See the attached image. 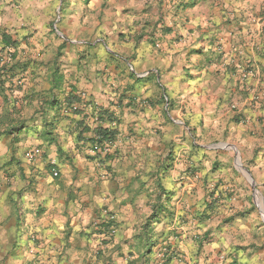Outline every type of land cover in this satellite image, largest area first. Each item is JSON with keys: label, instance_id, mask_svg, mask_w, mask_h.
<instances>
[{"label": "crops", "instance_id": "obj_1", "mask_svg": "<svg viewBox=\"0 0 264 264\" xmlns=\"http://www.w3.org/2000/svg\"><path fill=\"white\" fill-rule=\"evenodd\" d=\"M4 45L0 264H264V0H0Z\"/></svg>", "mask_w": 264, "mask_h": 264}, {"label": "trees", "instance_id": "obj_2", "mask_svg": "<svg viewBox=\"0 0 264 264\" xmlns=\"http://www.w3.org/2000/svg\"><path fill=\"white\" fill-rule=\"evenodd\" d=\"M6 37L7 34L6 33H2V41H6ZM7 50H10L11 54H12V59L9 62H2V56L4 54H6ZM13 60H14V55L13 52L11 51V48L7 47L6 45H4L2 48H0V91H2L4 89V85H5V81L8 80L10 77H12V70H13ZM11 79V78H10ZM13 88V85L11 84V86ZM78 97L77 96H72L67 98V103H68V107H71L70 105L73 103V101L77 100ZM67 109V108H66ZM108 116H110L108 114ZM101 119V117L99 118ZM95 136L94 138H92L93 141V145L95 144V146L97 147H101L103 146L105 143L108 142H114L116 139V133H117V129L115 128H111V127H104L102 125H98L95 129ZM110 152L105 154V157H109ZM212 205V204H210ZM209 205V206H210ZM174 256V254H167L166 259L164 264H166V262L171 259Z\"/></svg>", "mask_w": 264, "mask_h": 264}, {"label": "built area", "instance_id": "obj_3", "mask_svg": "<svg viewBox=\"0 0 264 264\" xmlns=\"http://www.w3.org/2000/svg\"><path fill=\"white\" fill-rule=\"evenodd\" d=\"M1 59H2V62H9L12 59V54H11L10 50H7L6 54H4ZM248 72H246V74ZM113 143L114 142L105 143L103 146L100 147V152L104 153V154L109 153L111 151V147H112ZM39 152H40V149L39 148H35V149H33V151H31L29 153V157L32 158V157H34L35 154H37ZM54 175H57V172H54ZM109 221L112 223V226L109 229V234L110 235H115V233L117 231L116 216L115 215L110 216ZM170 253L171 252L168 250L167 247H164L162 249V251L160 253V255H161V264H164L167 254H170Z\"/></svg>", "mask_w": 264, "mask_h": 264}, {"label": "water", "instance_id": "obj_4", "mask_svg": "<svg viewBox=\"0 0 264 264\" xmlns=\"http://www.w3.org/2000/svg\"><path fill=\"white\" fill-rule=\"evenodd\" d=\"M233 148H235V147L233 146ZM237 163H238V165H239L243 170H245V171L247 172V174H248V176H249V178H250V180H251V182H252L254 188L257 190V188L255 187V183H254V181H253V178H252L251 174L249 173V171H248L247 169H245V167L243 166V164H242L241 159H240L239 156L237 157ZM263 213H264V209H263Z\"/></svg>", "mask_w": 264, "mask_h": 264}, {"label": "rangeland", "instance_id": "obj_5", "mask_svg": "<svg viewBox=\"0 0 264 264\" xmlns=\"http://www.w3.org/2000/svg\"><path fill=\"white\" fill-rule=\"evenodd\" d=\"M260 196L262 197V195L260 194ZM262 207H263V209H264V203H262Z\"/></svg>", "mask_w": 264, "mask_h": 264}]
</instances>
